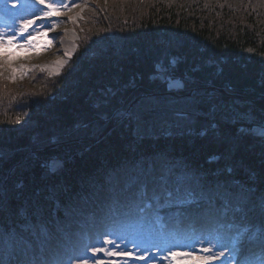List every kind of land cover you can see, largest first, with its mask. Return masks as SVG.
Masks as SVG:
<instances>
[{
    "label": "trees",
    "instance_id": "trees-1",
    "mask_svg": "<svg viewBox=\"0 0 264 264\" xmlns=\"http://www.w3.org/2000/svg\"><path fill=\"white\" fill-rule=\"evenodd\" d=\"M84 2L60 75L0 84V261L62 257L162 172L197 195L152 209L190 223L214 203L264 239V0Z\"/></svg>",
    "mask_w": 264,
    "mask_h": 264
},
{
    "label": "rangeland",
    "instance_id": "rangeland-1",
    "mask_svg": "<svg viewBox=\"0 0 264 264\" xmlns=\"http://www.w3.org/2000/svg\"><path fill=\"white\" fill-rule=\"evenodd\" d=\"M47 2L60 3L62 0H47ZM67 3L70 6L69 11L54 13L51 19L44 21L36 20V23L29 28L30 33L36 31L47 33L28 36L35 41L32 48H18L17 44L0 47V60L7 55V68L0 67V84H4L6 90L11 86L23 91L24 86L29 85L27 78L30 74L35 75V79L53 78L60 75L68 64L78 49L82 21H84L88 5L84 0H67ZM123 4L127 5L126 2ZM72 5H79V7H72ZM45 10L38 0H0V29L5 23L11 25L13 20L18 26L23 19L43 16ZM124 12L125 10H122V13ZM52 22H55L57 26L50 30ZM7 31L11 32V28ZM66 52H70L71 55H65ZM3 80H7V83ZM179 84V81H171L173 86H180ZM135 211V209L132 210L133 213ZM211 211L210 217H207L212 222L203 225L207 227L190 230L163 229L167 224L163 222L164 218L162 220L156 218L157 214L153 215L154 217L151 214L141 217L138 225L135 226L138 228L134 229L128 227V224L121 228L115 227L113 223L104 224V227H99L97 236L78 237L74 243L76 246L70 248L64 257L67 263L64 260L63 264H68L69 258H71V264H240L245 258L251 261V264H259V261L264 259V251L261 250L264 245L261 240H251L249 243L252 246H249L247 250L242 247L236 248L233 244L232 230L227 227L214 230L213 225H216L217 218L211 217L216 214L214 209ZM150 221V225H145V222ZM178 221L181 222L182 219ZM201 223L204 224V220ZM208 229L210 230L207 231ZM155 232L158 236H154ZM220 234L229 236L230 239L218 236ZM107 241H113V243H107ZM96 248L101 251L94 254L93 249ZM251 250H255L254 255H251ZM221 252L223 255H220ZM108 253H115V255ZM171 253H177V255L173 256ZM209 257L217 258L206 260Z\"/></svg>",
    "mask_w": 264,
    "mask_h": 264
},
{
    "label": "snow or ice",
    "instance_id": "snow-or-ice-1",
    "mask_svg": "<svg viewBox=\"0 0 264 264\" xmlns=\"http://www.w3.org/2000/svg\"><path fill=\"white\" fill-rule=\"evenodd\" d=\"M38 3L43 5V7L46 9L43 11V16H37L34 19H23L21 20L20 24L17 26L15 24V20H13L12 24L9 25L5 23L3 25V28L0 29V47H10L13 44H17L18 48H32L35 44V41L32 39H29L28 36L31 35H46L47 33H43L41 31H36L34 33L29 32V28L36 23V20H46L51 19L53 17L54 13H58L61 11H69L70 6L67 3V0H62L60 3H51L47 2V0H38ZM15 7V5H13ZM72 7H79V5H72ZM56 23L52 22L50 25V30H53L56 28ZM8 28H11V32L7 31ZM26 34H28L26 36ZM22 39V42H21ZM51 43V41H49ZM65 55L70 56V52H66ZM7 55L3 57V60H0V67L7 68ZM169 174L162 172L160 176V180L158 182H144L138 185L137 191L132 197V202L135 204V206L138 208V210L143 213L146 209H149L152 207L151 202L146 200L149 196L151 197L152 201L156 202V205L158 208H165L170 207L173 200L175 199L178 203H190L192 202L189 200V197H192L193 199L197 195L192 191L191 189H185L181 187L180 179L177 178L176 187L173 191L169 188ZM201 196L204 195V193L200 194ZM230 201H227L224 205L225 207V213H227L228 207L230 205ZM141 204H143V207H141ZM158 215V212H157ZM160 220L163 219V217H159ZM246 219V217H244ZM107 243H113V241H107ZM262 245H264V239L261 240ZM223 247V245H221ZM101 251V249L96 248L93 249V253ZM207 251V250H206ZM110 255H115V253H108ZM171 255L175 256L177 253H171ZM220 255H223V252L220 253ZM217 257H209L207 259H215ZM0 264H3L2 261H0ZM54 264H63V261H55ZM68 264H71V258H69ZM240 264H251V261H249L247 258L242 260ZM259 264H264V259H261L259 261Z\"/></svg>",
    "mask_w": 264,
    "mask_h": 264
}]
</instances>
